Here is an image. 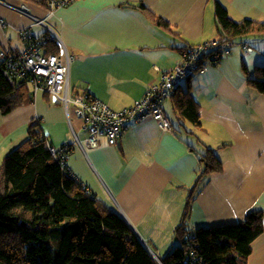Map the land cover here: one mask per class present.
<instances>
[{"label": "crops", "instance_id": "obj_1", "mask_svg": "<svg viewBox=\"0 0 264 264\" xmlns=\"http://www.w3.org/2000/svg\"><path fill=\"white\" fill-rule=\"evenodd\" d=\"M214 2L235 22L264 23V0H77L52 14L26 3L43 25H32L19 14L20 0H0V19L6 22L0 49L22 52L19 32L26 27L35 36L50 35L73 59L68 76L72 91L118 112L182 61L178 48L183 44L198 46L219 38ZM151 15L171 30L157 26ZM242 40L251 52L235 45L220 62L207 64L203 74L178 82L199 104L200 130L181 126L168 101L164 113L172 132L162 131L155 120L130 122L115 146L100 136L98 147L91 148L74 109L66 112L54 98L38 94L31 104L0 113V168L38 123L51 148L70 146L65 161L69 172L158 258L178 245L174 232L185 205L184 190L203 170L200 156L206 149L217 156L221 171L203 177L191 202L189 228L236 224L249 212L264 211V95L247 85L243 71L252 77L255 66H264V38ZM252 248L248 264H264V233Z\"/></svg>", "mask_w": 264, "mask_h": 264}, {"label": "trees", "instance_id": "obj_2", "mask_svg": "<svg viewBox=\"0 0 264 264\" xmlns=\"http://www.w3.org/2000/svg\"><path fill=\"white\" fill-rule=\"evenodd\" d=\"M20 1L48 8L47 0ZM136 8L145 10L140 5ZM150 18L160 28L171 30L164 20L154 15ZM214 19L220 40L230 43L229 54L235 45L242 46L245 51L249 48L242 38H264V23L250 19L235 22L218 2H214ZM44 37L47 40L45 53L61 56L62 48L55 38L48 34ZM221 44L219 42L218 46ZM204 45L183 44L178 49L183 59L190 51L200 48L197 65L206 69L207 64L215 65L223 56L221 48L202 49ZM181 63L177 65L181 66ZM243 71L247 85L264 95V66H255L252 77L248 76L245 68ZM34 98L31 84L8 76L5 60L0 58V113L7 115L31 104ZM169 101L181 126L201 129L200 107L189 89L185 91L175 87ZM134 102L122 111L132 109ZM130 122L136 121L128 120L125 130ZM124 131H121L115 145ZM189 133L193 134V131ZM48 148L49 144L36 123L29 128L27 140L2 162L0 264H248L253 243L264 233V211L249 212L244 221L236 224L196 230L189 228L191 202L203 177L221 171L217 156L206 149L200 156L203 170L193 185L184 190L185 205L180 224L174 232L178 245L171 247L157 261L126 222L96 200L65 166L54 160ZM188 234L194 243L192 248L197 258L194 263L189 258Z\"/></svg>", "mask_w": 264, "mask_h": 264}, {"label": "built area", "instance_id": "obj_3", "mask_svg": "<svg viewBox=\"0 0 264 264\" xmlns=\"http://www.w3.org/2000/svg\"><path fill=\"white\" fill-rule=\"evenodd\" d=\"M50 14L56 8L65 7L77 0H47ZM24 16H32L29 13L26 3L20 4L16 9ZM36 23L43 25V21L36 20ZM6 27V22L0 19V29ZM20 40L25 48L22 52H14L7 48L0 51V58L5 60V70L8 76L13 79L27 80L35 93L48 95L54 98L66 112L73 108L75 114L83 121V129L88 131L86 144L91 148L98 147V138L104 136L109 146L116 143L121 131L126 129L125 123L128 120L136 122L144 120H155L162 131L172 132V127L168 119L163 113V102L168 100L173 94L178 82L186 80L196 74H203L206 69L198 68L197 57L200 55V48H196L189 52L188 56L182 59V65L174 66L169 71L162 75L158 84L149 87L144 96L134 102L133 108L117 113L112 111L104 102L98 100L86 93H75L65 87V82L69 84L68 76L72 57L62 50V55L45 53L46 39L44 36H35L30 27L22 29L20 32ZM222 44L220 47L218 43ZM221 48V55H229L230 43L220 38L202 46V49L207 47ZM245 47V46H244ZM210 50V48H209ZM251 52V48L246 49ZM137 117V118H135ZM74 144L77 140H74ZM54 160L59 161L65 166V161L70 153V146L65 145L56 150L49 146L48 148ZM187 242L190 247L189 258L192 263L197 261L193 252L190 235H187ZM149 250V248L147 249ZM151 256L157 260L156 254L149 252Z\"/></svg>", "mask_w": 264, "mask_h": 264}, {"label": "rangeland", "instance_id": "obj_4", "mask_svg": "<svg viewBox=\"0 0 264 264\" xmlns=\"http://www.w3.org/2000/svg\"><path fill=\"white\" fill-rule=\"evenodd\" d=\"M20 14V13H19ZM21 15H23V14H21ZM24 16V15H23ZM25 17H29L30 19H31V21H32V25H39V24H37L36 23V20H40V19H38V18H35L34 16H25ZM27 28V27H26ZM68 85V88L70 89V91L72 90V88H71V86H70V84H68L67 82H65V87H64V89L66 88V86ZM177 87V86H176ZM38 94H41L40 92H38L36 95H38ZM93 97V96H92ZM141 99V98H140ZM170 100V98L168 99V100H166V101H164L163 102V113H164V103L165 102H168ZM164 116H165V113H164ZM175 115H173L172 116V118L174 117ZM166 118V117H165ZM167 119V118H166ZM158 124V123H157ZM159 126V125H158ZM160 128V127H159ZM85 130V129H84ZM86 132H87V135H88V131L87 130H85ZM165 132H168V131H165ZM88 138V137H87ZM87 140V139H86ZM87 145V144H86ZM88 146V145H87ZM89 147V146H88ZM66 167V166H65ZM67 169V168H66ZM68 170V169H67ZM69 171V170H68ZM73 175V174H72ZM74 176V175H73ZM75 177V176H74Z\"/></svg>", "mask_w": 264, "mask_h": 264}, {"label": "clouds", "instance_id": "obj_5", "mask_svg": "<svg viewBox=\"0 0 264 264\" xmlns=\"http://www.w3.org/2000/svg\"><path fill=\"white\" fill-rule=\"evenodd\" d=\"M144 245V244H143ZM145 246V245H144ZM145 248L147 249V247L145 246ZM149 252V251H148ZM158 258V257H157ZM159 259H157V261H158Z\"/></svg>", "mask_w": 264, "mask_h": 264}, {"label": "water", "instance_id": "obj_6", "mask_svg": "<svg viewBox=\"0 0 264 264\" xmlns=\"http://www.w3.org/2000/svg\"><path fill=\"white\" fill-rule=\"evenodd\" d=\"M146 245V244H145ZM148 249V248H147ZM149 251V250H148ZM159 261V260H158ZM160 263V262H159Z\"/></svg>", "mask_w": 264, "mask_h": 264}]
</instances>
